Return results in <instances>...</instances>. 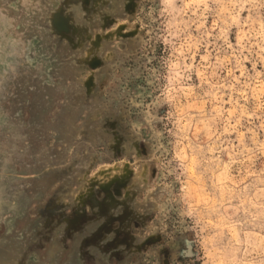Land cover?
<instances>
[{"label": "rangeland", "instance_id": "rangeland-1", "mask_svg": "<svg viewBox=\"0 0 264 264\" xmlns=\"http://www.w3.org/2000/svg\"><path fill=\"white\" fill-rule=\"evenodd\" d=\"M0 264H264V0H0Z\"/></svg>", "mask_w": 264, "mask_h": 264}]
</instances>
